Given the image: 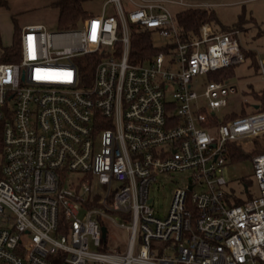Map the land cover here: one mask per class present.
<instances>
[{
	"label": "built area",
	"instance_id": "obj_1",
	"mask_svg": "<svg viewBox=\"0 0 264 264\" xmlns=\"http://www.w3.org/2000/svg\"><path fill=\"white\" fill-rule=\"evenodd\" d=\"M129 1L74 29L25 26L19 61H0V264H264V111L222 120L236 88L208 78L245 62L240 31L205 23L183 41L162 1ZM132 25L161 49L143 63ZM232 143L258 189L240 204ZM184 172L158 216L153 183ZM109 224L129 231L125 249L106 248Z\"/></svg>",
	"mask_w": 264,
	"mask_h": 264
},
{
	"label": "rangeland",
	"instance_id": "obj_2",
	"mask_svg": "<svg viewBox=\"0 0 264 264\" xmlns=\"http://www.w3.org/2000/svg\"><path fill=\"white\" fill-rule=\"evenodd\" d=\"M8 1V8H0V58L3 47L10 45L13 41L15 24L21 30L27 25L41 24L48 31H59V10L52 5L55 0ZM160 1L174 13L191 7H203L213 10L218 17V24L228 27L233 26L238 21L239 15L243 17L242 26L237 29L240 31L238 38L242 49L249 52L250 55L245 58L243 64L233 67L234 74L228 81L231 86L236 88V93L229 95L228 105L221 109L218 117L226 120L233 113L244 115L254 112V105L262 102L257 98L256 93H264V73H259L254 66L255 58L258 61H264V0ZM122 3L127 11L132 9L131 1L122 0ZM105 6L109 15H117L114 4L109 0H88L84 3V7L93 15H101ZM213 25L216 26L214 23ZM206 80V76L199 77L200 84L196 87L199 94L203 92V84L206 83ZM223 174L228 182L225 186L226 192L232 200L245 201L257 194L258 189L250 156L236 162L229 160L223 167ZM71 175L69 180L81 176V173H72ZM186 178V172L175 173L159 177L153 183L151 195L155 198L153 207L158 216H165L174 189L185 186ZM246 188H248V191ZM121 221L119 219V222ZM108 229L109 236L106 248L121 247V249H125L130 237L129 231L114 224H109Z\"/></svg>",
	"mask_w": 264,
	"mask_h": 264
},
{
	"label": "trees",
	"instance_id": "obj_3",
	"mask_svg": "<svg viewBox=\"0 0 264 264\" xmlns=\"http://www.w3.org/2000/svg\"><path fill=\"white\" fill-rule=\"evenodd\" d=\"M88 0H55L52 5H54L59 10V30H69L78 28L82 23L91 16H94L92 12L88 11L84 7V3ZM8 0H0V8H8ZM176 22L178 24L181 39L183 41H193L199 35V29L202 24L209 23L217 32H230L237 30L238 27L242 26L243 17L239 15V19L234 23L233 26L228 27L218 24V17L213 10L203 8V7H191L187 9L180 10L175 13ZM21 29L15 24V31L13 34V41L10 45L3 47V52L1 60L3 62H17L20 59V40H21ZM161 49L154 47L153 38L151 32L145 30L141 27L132 25V34H131V44H130V62L132 63H143L147 59L151 58L153 55H156ZM245 58L250 55L249 52L244 51ZM253 53V52H252ZM256 56V54H254ZM246 60V59H245ZM254 66L256 70L260 73V61L256 58L254 59ZM233 67L224 68L214 72L208 73V78L210 80L216 81H227L231 76H233L234 71ZM257 98L262 102L259 105V109L264 111V93H256ZM255 108V105H254ZM256 109V108H255ZM238 114H231L229 118H234ZM257 141H261V145L264 146V135L256 138ZM0 144H1V135H0ZM1 148V146H0ZM229 160L236 162L245 157H248L249 154L245 153L241 148L237 147L236 144H229ZM244 200H233V203L240 204Z\"/></svg>",
	"mask_w": 264,
	"mask_h": 264
},
{
	"label": "water",
	"instance_id": "obj_4",
	"mask_svg": "<svg viewBox=\"0 0 264 264\" xmlns=\"http://www.w3.org/2000/svg\"><path fill=\"white\" fill-rule=\"evenodd\" d=\"M255 108L256 109H259V105H255ZM103 239L105 240L106 239V232H107V229H106V227H103Z\"/></svg>",
	"mask_w": 264,
	"mask_h": 264
},
{
	"label": "snow or ice",
	"instance_id": "obj_5",
	"mask_svg": "<svg viewBox=\"0 0 264 264\" xmlns=\"http://www.w3.org/2000/svg\"><path fill=\"white\" fill-rule=\"evenodd\" d=\"M29 41H31V37H29Z\"/></svg>",
	"mask_w": 264,
	"mask_h": 264
},
{
	"label": "bare ground",
	"instance_id": "obj_6",
	"mask_svg": "<svg viewBox=\"0 0 264 264\" xmlns=\"http://www.w3.org/2000/svg\"><path fill=\"white\" fill-rule=\"evenodd\" d=\"M263 135H264V133L261 136H263Z\"/></svg>",
	"mask_w": 264,
	"mask_h": 264
},
{
	"label": "crops",
	"instance_id": "obj_7",
	"mask_svg": "<svg viewBox=\"0 0 264 264\" xmlns=\"http://www.w3.org/2000/svg\"><path fill=\"white\" fill-rule=\"evenodd\" d=\"M28 26V25H27Z\"/></svg>",
	"mask_w": 264,
	"mask_h": 264
}]
</instances>
